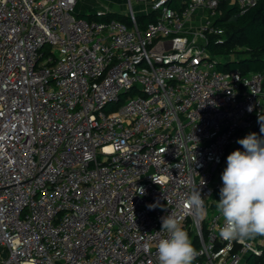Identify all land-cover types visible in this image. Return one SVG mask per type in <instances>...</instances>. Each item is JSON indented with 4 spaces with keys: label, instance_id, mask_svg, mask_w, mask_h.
Returning <instances> with one entry per match:
<instances>
[{
    "label": "built area",
    "instance_id": "1",
    "mask_svg": "<svg viewBox=\"0 0 264 264\" xmlns=\"http://www.w3.org/2000/svg\"><path fill=\"white\" fill-rule=\"evenodd\" d=\"M79 1L0 0V264H159L171 212L192 264H264V236L222 239L216 207L237 140L262 135L264 71L205 47L222 2L257 0H123V20Z\"/></svg>",
    "mask_w": 264,
    "mask_h": 264
},
{
    "label": "clouds",
    "instance_id": "2",
    "mask_svg": "<svg viewBox=\"0 0 264 264\" xmlns=\"http://www.w3.org/2000/svg\"><path fill=\"white\" fill-rule=\"evenodd\" d=\"M258 123L262 135L253 132L238 139L244 150L237 149L227 156V167L221 175L223 187L216 207L224 220L219 235L226 241L245 242L264 236V117L259 116ZM185 206L194 209L198 216L206 214L200 189L187 196ZM153 207L149 205L150 209ZM182 220L173 212L161 217V229L168 236L156 245L159 264H192L195 259L196 251Z\"/></svg>",
    "mask_w": 264,
    "mask_h": 264
},
{
    "label": "trees",
    "instance_id": "3",
    "mask_svg": "<svg viewBox=\"0 0 264 264\" xmlns=\"http://www.w3.org/2000/svg\"><path fill=\"white\" fill-rule=\"evenodd\" d=\"M182 1L176 0L175 2ZM222 16L214 25L221 28L223 33L208 34L206 50L212 56L226 57L228 61L218 68L222 71L238 70L243 75L264 71V0H257L243 14H238L235 8H227L220 4ZM90 18L88 15H84ZM106 20H123V16L111 12L103 17ZM153 16H139L138 25L142 26L152 21ZM260 129V124L257 126Z\"/></svg>",
    "mask_w": 264,
    "mask_h": 264
},
{
    "label": "rangeland",
    "instance_id": "4",
    "mask_svg": "<svg viewBox=\"0 0 264 264\" xmlns=\"http://www.w3.org/2000/svg\"><path fill=\"white\" fill-rule=\"evenodd\" d=\"M139 9L140 8L138 6H134V11L136 13H139ZM75 10L80 12V14H90L92 12L96 14L98 10L120 12L123 14L129 13V8L123 0H80ZM208 211L209 214H211L213 213L214 208H210Z\"/></svg>",
    "mask_w": 264,
    "mask_h": 264
},
{
    "label": "water",
    "instance_id": "5",
    "mask_svg": "<svg viewBox=\"0 0 264 264\" xmlns=\"http://www.w3.org/2000/svg\"><path fill=\"white\" fill-rule=\"evenodd\" d=\"M1 250H2V247H0V251H1ZM2 254H3V256H5V252H3Z\"/></svg>",
    "mask_w": 264,
    "mask_h": 264
}]
</instances>
